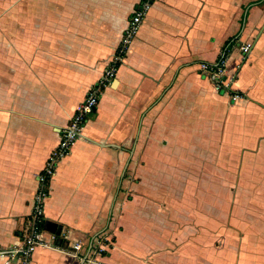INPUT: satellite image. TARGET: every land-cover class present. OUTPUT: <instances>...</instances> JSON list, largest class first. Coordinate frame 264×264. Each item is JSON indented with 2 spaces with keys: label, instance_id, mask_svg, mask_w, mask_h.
<instances>
[{
  "label": "crops",
  "instance_id": "crops-1",
  "mask_svg": "<svg viewBox=\"0 0 264 264\" xmlns=\"http://www.w3.org/2000/svg\"><path fill=\"white\" fill-rule=\"evenodd\" d=\"M141 2L0 0V248L22 241L38 174ZM229 40L231 89H219L199 65ZM251 182L264 187V0H154L57 168L44 207L57 228L45 230L69 231L83 257L104 234L100 264H222L216 188ZM67 244L39 247L33 264H86ZM237 264H264V244L243 246Z\"/></svg>",
  "mask_w": 264,
  "mask_h": 264
},
{
  "label": "built area",
  "instance_id": "built-area-1",
  "mask_svg": "<svg viewBox=\"0 0 264 264\" xmlns=\"http://www.w3.org/2000/svg\"><path fill=\"white\" fill-rule=\"evenodd\" d=\"M154 0H142V2L132 12L128 25L123 33L122 40L117 49L113 62L109 65L104 76L95 83L88 91L84 101L77 107L76 111L70 118L69 124L62 129L58 145L49 154L45 166L38 174V187L34 195L32 212L27 222V228L22 241L18 245L0 248V256L6 258L14 264H33V258L39 247L52 249H64L70 239L69 231L46 232V218L44 214L45 202L50 195V184L56 175L60 162L69 155L76 141L84 135V130L90 119L97 112L101 95L106 86L115 78L118 64L121 63L127 53L133 40L136 38L141 26L143 25ZM241 63H245L252 49V43L243 42L240 46ZM232 48L223 50L220 58L215 62H203L199 69L210 79L219 89H231L227 80L230 68V58ZM238 94L233 96L237 99ZM48 233V237L45 234ZM111 239L101 234L90 246L86 257H83L86 245L81 241L68 243L70 246L69 253L74 258L83 259L86 264H100L99 256L107 251V244L110 245ZM108 245V246H109ZM82 253V254H81Z\"/></svg>",
  "mask_w": 264,
  "mask_h": 264
},
{
  "label": "rangeland",
  "instance_id": "rangeland-1",
  "mask_svg": "<svg viewBox=\"0 0 264 264\" xmlns=\"http://www.w3.org/2000/svg\"><path fill=\"white\" fill-rule=\"evenodd\" d=\"M244 64H238L234 74L235 79ZM231 92L232 98L235 94H238L237 99L243 95L237 91ZM254 157L256 156L253 155V159H255ZM259 163L257 160L255 165L257 166ZM259 172L255 170L256 174ZM216 190V202H214L217 203L218 219L216 225L218 229L215 242L218 246L219 259L225 258L227 254L225 249L228 247V252L232 254V258H225L223 263L237 264L243 246H252L258 242L264 244V187L259 186L257 182H251L244 189L239 185L227 187L225 184H221ZM210 191L213 195L215 189L212 188ZM204 197L208 199L209 195ZM214 198L213 200H215ZM243 220L246 226L243 224ZM215 237V235H211L212 240Z\"/></svg>",
  "mask_w": 264,
  "mask_h": 264
},
{
  "label": "water",
  "instance_id": "water-1",
  "mask_svg": "<svg viewBox=\"0 0 264 264\" xmlns=\"http://www.w3.org/2000/svg\"><path fill=\"white\" fill-rule=\"evenodd\" d=\"M46 229H48L49 231L54 232L57 228V225L55 223H51V222H46Z\"/></svg>",
  "mask_w": 264,
  "mask_h": 264
},
{
  "label": "trees",
  "instance_id": "trees-1",
  "mask_svg": "<svg viewBox=\"0 0 264 264\" xmlns=\"http://www.w3.org/2000/svg\"><path fill=\"white\" fill-rule=\"evenodd\" d=\"M234 40H235V39H234ZM232 44H233V41H232V40H229V41L226 43L225 48H224L223 50H228V49H230L231 46H232ZM221 92H223V91H221Z\"/></svg>",
  "mask_w": 264,
  "mask_h": 264
}]
</instances>
